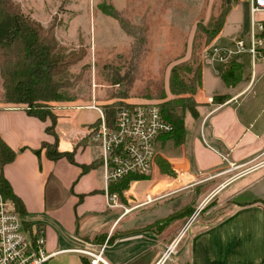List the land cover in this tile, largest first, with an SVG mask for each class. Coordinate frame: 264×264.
Returning <instances> with one entry per match:
<instances>
[{
    "label": "crops",
    "instance_id": "obj_1",
    "mask_svg": "<svg viewBox=\"0 0 264 264\" xmlns=\"http://www.w3.org/2000/svg\"><path fill=\"white\" fill-rule=\"evenodd\" d=\"M233 9L204 51L199 116L187 112L185 141L175 145L165 135L158 141V158L174 173L157 164L151 176L132 180L114 200L93 135L98 109L78 100L51 103L59 110V150L73 153L72 160H54L44 147L55 140L46 130L50 121L23 105L0 104V139L17 152L12 162L0 163V172L23 201L26 220L44 229L53 254L46 264L89 262L77 250L87 246H104L105 263L99 264H264V61L252 59L251 69L237 56L243 75L231 86L222 78L226 66L210 61L213 46L234 45L244 36L243 27H227ZM216 95L229 98L217 103ZM185 207L193 208L187 219L149 228Z\"/></svg>",
    "mask_w": 264,
    "mask_h": 264
},
{
    "label": "rangeland",
    "instance_id": "obj_2",
    "mask_svg": "<svg viewBox=\"0 0 264 264\" xmlns=\"http://www.w3.org/2000/svg\"><path fill=\"white\" fill-rule=\"evenodd\" d=\"M16 1L25 14L43 25L58 24L56 36L66 49L84 50L82 60L70 68L72 85L66 93L72 100L103 110L124 99L160 104L164 93L170 97L166 89L171 68L191 60L193 45L204 43L203 29L224 11L234 8L227 27H243V39L249 38L251 26L250 0L239 5L240 0ZM115 10L117 18L109 14ZM261 17L264 12L256 15L264 22ZM241 57L252 69L251 54L244 52ZM261 59L264 48L257 62ZM122 76L126 77L123 81ZM120 90L125 97H119ZM0 104H11L3 100L1 78ZM53 111L59 116V110ZM170 159L181 161L182 157Z\"/></svg>",
    "mask_w": 264,
    "mask_h": 264
},
{
    "label": "trees",
    "instance_id": "obj_3",
    "mask_svg": "<svg viewBox=\"0 0 264 264\" xmlns=\"http://www.w3.org/2000/svg\"><path fill=\"white\" fill-rule=\"evenodd\" d=\"M228 11H224L221 18L216 19L209 27L203 29L204 43L193 45L191 60L174 65L170 71L169 91L161 96L164 101L159 105L164 117L173 125V131L165 135V140H171L175 145H181L186 138L185 117L187 112L198 118L197 106L199 103L196 94L202 87L203 79V51L218 37L225 24ZM117 18L118 13L110 12ZM122 24H126L121 19ZM58 24L55 22L45 26L31 15L25 14L16 0H0V78L3 87V100L6 103L23 105L26 111L43 121H50L47 132L55 137L54 142H45L47 155L51 159L68 157L73 159V153L61 151L58 147L59 138L56 132L59 116L53 111L52 102L72 100L68 97L66 89L71 87L70 68L81 61L85 53L83 49L68 50L61 45L56 36ZM264 37V30L260 34ZM242 65L232 61L226 65L222 78L229 86L235 85L242 78ZM126 77H120L123 81ZM119 97H125L120 90ZM228 95H216L214 100L223 103ZM122 103V101H121ZM105 109L108 118L115 114L113 106ZM99 121L96 122L97 128ZM40 155V150L35 151ZM14 151L7 143L0 139L1 167L12 162L16 157ZM161 172L173 174L174 170L162 157L158 158ZM176 169L184 167L175 164ZM143 176H128L125 179L111 183L110 192L122 194L130 186L132 180L143 179ZM0 190L6 198L12 200L15 209L24 217L26 228L34 230L32 224L26 220L27 210L21 198L15 194L8 179L0 172ZM193 208L185 207L180 212L164 219L161 223L149 226L158 229L169 224L177 217L187 219ZM41 229V228H38ZM83 264H89L87 259Z\"/></svg>",
    "mask_w": 264,
    "mask_h": 264
},
{
    "label": "built area",
    "instance_id": "obj_4",
    "mask_svg": "<svg viewBox=\"0 0 264 264\" xmlns=\"http://www.w3.org/2000/svg\"><path fill=\"white\" fill-rule=\"evenodd\" d=\"M263 12L264 0H250L249 38L237 39L232 47L213 46L210 61L227 65L244 52H249L254 61L258 60L264 48V37L260 35L264 22L256 19V15ZM89 107L100 112L95 138L101 148L107 189L111 183L128 176H151L158 164V141L174 129L164 117L161 106L151 101L124 99L121 104L113 106L115 114L112 119L100 106ZM108 196L114 200L118 194ZM24 220L12 200L0 190V264H46L53 255L46 249L44 229H28ZM77 250L89 257L90 264L105 263L104 246L99 250L90 246Z\"/></svg>",
    "mask_w": 264,
    "mask_h": 264
},
{
    "label": "water",
    "instance_id": "obj_5",
    "mask_svg": "<svg viewBox=\"0 0 264 264\" xmlns=\"http://www.w3.org/2000/svg\"><path fill=\"white\" fill-rule=\"evenodd\" d=\"M192 217H193V216H192ZM192 217H191V218H192ZM191 218L189 219V221L187 222V224L190 222ZM187 224H186V225H187Z\"/></svg>",
    "mask_w": 264,
    "mask_h": 264
}]
</instances>
